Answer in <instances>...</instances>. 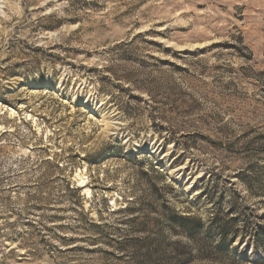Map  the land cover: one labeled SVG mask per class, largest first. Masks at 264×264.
<instances>
[{"label": "rangeland", "instance_id": "374dc122", "mask_svg": "<svg viewBox=\"0 0 264 264\" xmlns=\"http://www.w3.org/2000/svg\"><path fill=\"white\" fill-rule=\"evenodd\" d=\"M0 264H264V0H0Z\"/></svg>", "mask_w": 264, "mask_h": 264}, {"label": "trees", "instance_id": "16d2710c", "mask_svg": "<svg viewBox=\"0 0 264 264\" xmlns=\"http://www.w3.org/2000/svg\"><path fill=\"white\" fill-rule=\"evenodd\" d=\"M220 230H221L222 234L225 232V231H223V229H220Z\"/></svg>", "mask_w": 264, "mask_h": 264}]
</instances>
